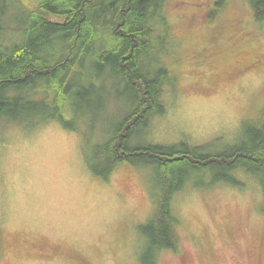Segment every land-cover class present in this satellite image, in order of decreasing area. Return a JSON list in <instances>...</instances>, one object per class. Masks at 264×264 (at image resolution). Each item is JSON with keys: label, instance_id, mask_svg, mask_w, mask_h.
<instances>
[{"label": "rangeland", "instance_id": "374dc122", "mask_svg": "<svg viewBox=\"0 0 264 264\" xmlns=\"http://www.w3.org/2000/svg\"><path fill=\"white\" fill-rule=\"evenodd\" d=\"M14 5L0 0L1 46L23 26ZM252 13L250 0L167 1L168 34L156 28L145 62L170 69L165 109L135 128L130 147L222 151L264 121V20ZM99 87L79 99L78 129L77 117L73 129L35 110L0 119V264H144L155 171L123 162L99 175L101 148L133 106L122 85ZM220 173L192 171L175 192L177 246L160 251L157 264H264V192L244 171L233 172L239 184L216 180Z\"/></svg>", "mask_w": 264, "mask_h": 264}, {"label": "trees", "instance_id": "16d2710c", "mask_svg": "<svg viewBox=\"0 0 264 264\" xmlns=\"http://www.w3.org/2000/svg\"><path fill=\"white\" fill-rule=\"evenodd\" d=\"M167 1L8 0L18 2L14 6L24 11L23 26L18 29V39L8 47L0 45V119L35 110L55 116L73 129L70 120L77 117L78 129L82 115L78 114V102L85 89L96 84L98 89L111 81L129 93L133 106L110 131L100 152L103 167L97 172L107 177L123 162L154 168L159 198L153 216L142 227L144 264H157L160 251L176 249L177 220L171 201L192 171L218 170L221 173L216 180L233 184L240 183L233 172L244 171L264 192L262 120L222 151L183 142L130 147L135 128L149 124L153 115L165 109L161 92L170 69L164 63L145 62L154 52L156 28L162 31L157 37L163 39L168 34ZM250 4L252 16L264 20V0H250ZM246 62L247 67L256 65L255 61L250 66ZM76 107L77 116L73 112Z\"/></svg>", "mask_w": 264, "mask_h": 264}]
</instances>
